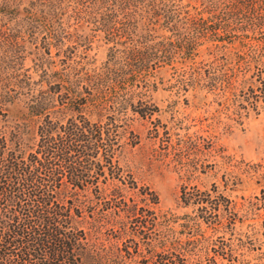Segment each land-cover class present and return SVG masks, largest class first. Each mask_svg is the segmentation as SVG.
<instances>
[{
  "label": "trees",
  "instance_id": "trees-1",
  "mask_svg": "<svg viewBox=\"0 0 264 264\" xmlns=\"http://www.w3.org/2000/svg\"><path fill=\"white\" fill-rule=\"evenodd\" d=\"M170 1L0 0V20L16 21L17 31L41 36L47 53L57 51L62 65L51 85L64 91L63 106L74 102L76 112L100 116L126 109L144 115L154 109L144 97L157 53L110 51L100 68L88 70L84 55L77 60L75 51L61 49L98 32L104 43L113 42L123 32L115 27L120 20L174 18L179 11ZM197 1L191 16L201 24L197 37L236 41L241 50L211 51L202 71L191 68L189 86L202 98L233 105L235 114L264 113V0ZM4 88L0 107L8 109L12 96ZM44 100L29 98L32 114L0 118V264H251L247 246H264V157L240 172L260 186L253 201L235 209L214 183L183 185L179 201L193 214L179 218L157 209L154 191L122 177L116 129L86 114L64 121L40 114ZM212 143L207 140L209 150ZM88 190L93 197L81 199ZM128 190L134 197H125ZM255 259L252 264H264V252Z\"/></svg>",
  "mask_w": 264,
  "mask_h": 264
},
{
  "label": "rangeland",
  "instance_id": "rangeland-1",
  "mask_svg": "<svg viewBox=\"0 0 264 264\" xmlns=\"http://www.w3.org/2000/svg\"><path fill=\"white\" fill-rule=\"evenodd\" d=\"M172 3L179 11L174 18L157 16L158 19L153 20L145 16L139 21L120 20L115 27L123 32L113 42L104 43L103 34L98 32L89 42L77 39L76 44L61 49L75 51V59L84 55L88 70L100 68L110 51L133 49L157 53L160 57L151 70L144 97L154 109L144 115L126 109L115 114L104 112L100 116L92 111L76 112L74 102L63 106L60 94L64 91L51 85L55 80L53 72L62 65L55 56L57 51L50 49L47 53L41 36L33 38L27 31H17L16 21L0 20V86L8 89L12 96L8 109L0 107V118L4 115L14 120L23 114H32L27 109L29 98L43 97L44 109L40 114H56L55 117L63 121L71 114H86L90 122L116 129L120 147L115 160L122 177L154 191L160 212L168 211L179 218L192 215V207L179 201L180 187L195 185L205 189L211 183L238 209L259 195L260 186L254 178L240 172L264 157V113L235 114L233 105L228 102L219 104L210 95L202 98V91L191 89V68L202 71L212 58L211 51H217L219 56L240 48L236 41L226 44L211 41L208 35L197 37L194 29L201 28V24L196 17H191L197 0L168 2ZM167 52L172 53L170 58L163 56ZM210 138L213 143L209 150L206 143ZM235 178L238 183L231 184ZM225 180L228 181L226 187L223 186ZM92 193L88 190L81 193L80 198L93 197ZM124 195L134 197L131 190ZM247 223L250 220L243 223L241 232L247 229ZM261 247L257 249L249 244L245 249L251 264L256 262L259 252H264V246Z\"/></svg>",
  "mask_w": 264,
  "mask_h": 264
}]
</instances>
